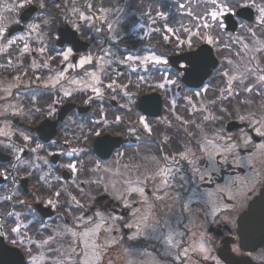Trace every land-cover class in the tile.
I'll return each mask as SVG.
<instances>
[{
    "label": "snow or ice",
    "instance_id": "obj_1",
    "mask_svg": "<svg viewBox=\"0 0 264 264\" xmlns=\"http://www.w3.org/2000/svg\"><path fill=\"white\" fill-rule=\"evenodd\" d=\"M37 7L40 11L36 21L27 23L20 35H12L10 26L0 18V59L6 61L0 68L19 73L7 82L0 80V238L21 249L23 256L14 264H71L74 256L77 264H98L102 260L100 251L119 243L110 234L121 233L122 229L130 230L126 234L130 241L160 242L164 245L160 253L163 258L181 264H195L194 257L214 260L212 238L203 231L197 235L188 229L194 239L179 253L175 251L181 248L176 236L185 233H177L167 218L153 222L154 205L145 185L159 176L162 179L157 192L170 187V181L177 177L183 186L189 183L184 174L189 172L192 182L198 181V185L181 203V219L190 220L197 228L201 213L205 217L210 214L214 222L230 223L232 212L256 187L264 188V0H174L166 11L157 10L154 0H149L141 14L152 25L163 21L152 27L151 33L159 35L164 44L174 45V52L188 50L180 57L185 63L176 62L178 68H173L167 55L158 54L154 46L147 55L133 51L137 46L145 47L143 40L150 35L148 32L121 50L120 45L132 39L121 15L122 7H106L105 0H16L7 11ZM177 16L187 23L177 20ZM13 23L20 25L21 19ZM139 28L142 30L144 25ZM89 32L97 34L98 39L81 54L79 38ZM53 33L58 34L53 38ZM30 41L39 47L34 48ZM56 44L63 47L57 50ZM33 53L39 59L26 63ZM54 61H58L55 69ZM44 69L49 74L42 79L37 73ZM124 69L130 70L128 83H123ZM137 72L144 74L132 81L130 74ZM25 77H29L28 83ZM130 85L159 91L169 115L152 121L137 111L132 120L134 109L140 105ZM185 86L189 90L181 96ZM175 89L180 90L175 95L182 103L169 99L168 93ZM76 93H90L83 103L97 104L99 120L82 123L69 115L56 138H52L56 135L55 123H41L35 131L13 123L22 120L32 124L42 117L57 121V105ZM45 95L50 99L46 107L38 103ZM117 96L125 102L118 105L121 114L110 113L113 118L109 121L105 100L115 101ZM141 104L144 113H151V98ZM125 121L131 124L126 134L134 135L149 152L158 139L160 155L130 165L122 163L126 155L123 151L107 161L105 157L112 148L102 139L92 147V137L102 136L97 130L101 122L121 125ZM159 125L163 126L162 132L156 127ZM174 139L179 146L165 153ZM53 157L68 160L57 164L50 159ZM160 160L168 163L153 173L149 165H158ZM237 168L247 169L246 174H234ZM61 169L71 174V186L79 199L72 195L62 174L54 177L56 184L52 183L53 172ZM228 169L233 174L222 176ZM133 170L139 174L137 179L126 178L125 172ZM217 177L223 183H217ZM28 181H32V203L21 198L23 184ZM201 184L214 185V190L200 192ZM163 198L155 196L156 200ZM197 198L205 201L208 211L193 207ZM109 201L114 203L109 205ZM37 204L51 209L63 207L72 222L65 220L52 228L43 218L46 214L35 207ZM261 207L264 209V200ZM101 237L104 244L100 243ZM122 239L124 234L120 235ZM245 239L242 225L241 247ZM79 243L90 249L91 258L89 251L77 252Z\"/></svg>",
    "mask_w": 264,
    "mask_h": 264
},
{
    "label": "flooded vegetation",
    "instance_id": "obj_2",
    "mask_svg": "<svg viewBox=\"0 0 264 264\" xmlns=\"http://www.w3.org/2000/svg\"><path fill=\"white\" fill-rule=\"evenodd\" d=\"M16 0H0V18H3L4 23L6 25L10 26V31L12 35H20L23 34L24 27L29 22H34L37 19V13L40 11L38 7L36 8V11L33 15L28 17L27 19L24 17L22 18V13L24 10L20 12H9L7 9L11 7ZM51 3V0H49ZM149 0H105V6H109L110 4L117 7L124 8V13L121 15L124 18V22L127 24L129 28V35H131L132 39L127 40L126 43H122L120 45L121 50H123L126 46H130L133 41H137L140 37H144V33L148 32L150 35L148 37H144L143 44L145 45L144 48H134L133 51H140L142 55H147L153 48L155 47L156 52L159 53H165L167 57L170 58L174 57L181 52L173 51L174 45L171 44H164L161 37L156 34L151 33L152 27H158L160 24L163 23V21L157 22V25H152L151 21L148 20L146 17H144L141 13L142 11L148 6ZM155 7L159 11H166L168 10V6L172 5L174 3V0H154ZM128 5H131V7H128ZM171 15V13H170ZM113 17L110 16V19ZM21 19V24L16 25L13 23L14 20ZM178 20V16L176 17ZM135 21V22H134ZM144 25V29L137 31L135 30L136 26L138 25ZM16 25V27H15ZM172 26L178 27V24H173ZM15 27V29L11 30V28ZM61 26H58V29ZM134 29V31H133ZM58 33H53V38ZM103 34H99V36L102 37ZM122 35H125L122 32ZM81 41L87 43V48H80L79 52L82 54L89 50V48L92 46L91 42L93 40L98 39V35L89 32L87 36H80L79 38ZM32 43V46L39 47L37 43L34 41H30ZM51 43L49 44V47L51 48ZM56 49L59 50L63 45L56 44ZM186 51V50H185ZM52 55H55V52H51ZM15 63V57H12ZM32 58H37L38 54L33 53L32 56H29L26 59V63H31ZM6 61L3 59H0V64L5 63ZM58 61H54L52 63L53 69L57 68ZM62 66V65H61ZM163 67V66H161ZM173 68H178L179 64L177 66H173ZM83 71V70H81ZM125 72V78L123 80V83H128L129 78V71L128 69L123 70ZM19 73L13 71V70H5L3 68H0V80H3L7 82L8 80H11L14 75H17ZM38 75H41L42 79L46 78L49 74L47 69L41 70ZM143 72H137V73H131L130 78L132 81H136L137 77L139 75H143ZM31 72H29V77H31ZM158 75V74H157ZM29 77L24 78V82H29ZM115 78V77H114ZM131 88V91L136 95L137 97V104L140 105V107L134 109L132 113V120H135L136 116L135 113L137 111L141 112V114H146L149 116V119L152 121H155L161 117L168 116L169 113L166 110L165 105V98L164 96L155 89H150L144 85H141L139 89L132 88V86H129ZM189 87L185 86L183 92L180 93L182 96L186 92H188ZM176 92H180L179 89H175L172 92L168 93L169 99L176 98L178 100V103H182L180 100V97H177L175 95ZM90 93H76L74 96L68 100H66L64 103L57 105L58 113H57V121H46L42 117L40 121H37L36 123L28 124L22 120H14L13 123L18 125L19 127H31L34 131L37 127L40 126L41 123H55L56 124V135L52 138H56V136H59L60 134V128L61 123L67 119L69 115H73L74 119H77L78 122L82 123H88L92 120H99L100 116L97 114V104L93 103L92 105H86L83 103L85 99H87L88 95ZM52 99L55 98V96L51 97ZM151 98L153 101V108L151 110V113H144L143 112V105L141 104V101ZM28 103V101H25ZM50 102V99L47 95L44 96L43 99L38 100V103L44 107L47 106V103ZM125 101L122 100L119 96H117V99L115 101L111 100L110 98L105 100V111L108 113V120H112V115L110 113L115 112L117 114H121L117 111L118 105L124 103ZM131 124L128 121H125L124 124L121 125H104L103 122L97 127V130L102 133L101 137H92V147L95 146V142L97 140L102 139L105 143H108L111 145L112 151L111 154L106 156L105 159L107 161H111L115 156L117 151H123L126 153L125 157L122 160V163L124 164H133L135 162H143L146 158H150L151 155L159 156L160 153L157 151V144L159 143V140L157 139L156 144L151 145V152L148 151L147 147L143 146L142 142L137 141L134 135L126 134L127 127H130ZM159 131H163V126L159 125L156 126ZM39 135V133H37ZM155 138V137H154ZM177 139H174L170 145V147L165 148V153L168 151H172L174 148L178 147ZM65 147H68L65 145ZM53 161H55L57 164L60 162H66L68 160L67 157H53L50 158ZM168 162H165L163 160L159 161V164H150L149 167L152 169V172L154 173L156 171L157 167H164L165 164ZM123 171V169H122ZM247 169H241L237 168L234 170V174L238 175H244L246 174ZM63 175L64 181L68 182L69 189L72 192V195H76L79 199V195L77 190L74 188V186H71V174L68 173L66 170H59L54 171L53 176L51 178V181L53 184H56L54 177L56 175ZM151 174V173H150ZM185 176L189 178V183L184 184L181 186V182H179V177L176 178V180L170 181V187L163 189L161 192H157L156 190L161 187V177H157L155 180L149 181L145 185V191L148 194L149 201L154 205V215H153V222L157 219L161 220L163 222L164 219H169L175 228L176 232H184V236H176L177 241L181 243V248L176 249L175 251L179 253L183 247H187L188 243L191 239H194V237H191V233L188 231V229H191L192 231H196L197 235H199L200 231L205 232L206 235L211 236L212 238V252L211 256L215 257V259H209L207 261H204L200 257H194L193 260L195 264H217V261H219V264H264V245L255 247L249 243H264L260 240H252V239H245V242L243 244V247L240 246V232L241 227L240 223L242 221V216L247 211L249 204L251 201L259 194L262 187L257 186L255 191L252 192L249 197L243 201V203L238 206L233 212L230 217V223L225 224L223 222H214V218L209 214L207 217L203 215V213L200 214L199 220H198V228L194 226L190 220H182L181 219V203L186 201V199L192 195V192L194 189L197 188L198 181L192 182L191 174L187 171H185ZM233 174L232 169H228L226 172L222 173V176ZM139 174L133 170L131 172H125V177L128 179L135 180L137 179V176ZM83 179V177H81ZM62 181V182H64ZM217 183H223V179L221 177H217ZM87 191V186H84ZM32 189V181H28L23 184V190H22V196L21 198L26 199L28 203H32V200L30 198V190ZM214 190V185L211 184H201L199 185V191L200 192H211ZM156 195H163L164 198L162 200H156ZM179 197V199H177ZM99 200H104V197H98ZM84 202V201H82ZM112 201H109V205H111ZM90 204V202H89ZM37 209L40 210L41 213H45L46 215L43 216L45 222H47L52 228H56L58 225H62L65 220H67L68 223L72 222V217L68 216L64 213L63 207H59L56 209H51L49 207H45L43 205L37 204L35 205ZM193 207H199L201 209H205L206 211L209 210V206L205 203L204 200H201L197 198L194 203ZM116 211L118 213L121 212V209L117 208ZM79 213H74V215H78ZM61 217H64L61 219ZM129 220L131 218L129 217ZM130 230L128 229H122L121 233L113 232L110 234L111 237H114L115 239L119 240L118 244H115L114 246L110 248H104L102 251H100V255L102 256V260L98 262V264H129V261H131V264H181V261L179 260H172L171 258H163L161 257L160 253L164 247L160 242L158 241H145V240H137V241H130L127 239V235L129 234ZM124 234V239L120 240V235ZM30 236H32L34 239H36V236L34 232L29 233ZM47 235V233H45ZM3 242L8 244L9 246L15 247L20 250L21 254L23 255L20 248L17 246H14L10 243L8 239L2 238ZM104 241H102V237L100 240V243L102 244ZM75 246V245H74ZM67 247V245H65ZM234 248H239L238 252L233 251ZM63 250V249H62ZM126 250H138V252L144 253L143 255L132 256V252L126 251ZM41 251H44L41 249ZM83 251H89L90 258L92 256L90 249H86L85 245L83 243H79V246L77 247V252H83ZM45 255H49L47 252H45ZM80 259H83V256L80 257ZM15 261H18L16 258L12 263L14 264ZM43 264H51L50 261L43 262ZM67 264V262H66ZM71 264H77L76 257H73V260L71 261ZM189 264H193V262H189Z\"/></svg>",
    "mask_w": 264,
    "mask_h": 264
},
{
    "label": "water",
    "instance_id": "obj_3",
    "mask_svg": "<svg viewBox=\"0 0 264 264\" xmlns=\"http://www.w3.org/2000/svg\"><path fill=\"white\" fill-rule=\"evenodd\" d=\"M33 11L34 8L26 9L22 13V18L25 17L27 19L28 17L31 16ZM15 27L11 28V30L12 29L14 30ZM79 43L81 45L80 48L84 49L87 47V43H83L80 40ZM194 51H198V47ZM187 54L188 52H185L177 56L171 57L170 62L172 63L173 66H176L178 64L176 63L177 61L185 63V61L180 60V57ZM262 200H264V188L260 190L258 196H256L254 200L250 203L248 210L241 218L242 221L240 223L241 224L240 227H242L243 225V230L245 232L246 239L260 240L264 242V209H262L261 207ZM249 244L255 247H259L264 243H249ZM21 257L22 254L18 249L6 245L3 242L2 238H0V264H10L16 258L19 260Z\"/></svg>",
    "mask_w": 264,
    "mask_h": 264
},
{
    "label": "rangeland",
    "instance_id": "obj_4",
    "mask_svg": "<svg viewBox=\"0 0 264 264\" xmlns=\"http://www.w3.org/2000/svg\"><path fill=\"white\" fill-rule=\"evenodd\" d=\"M144 29V28H143ZM135 30H137V31H140L141 29L139 28V25L138 26H136V28H135ZM102 241H104L102 244H104L105 243V240H104V238L102 237ZM132 256H137V257H139L140 255H138V254H132Z\"/></svg>",
    "mask_w": 264,
    "mask_h": 264
},
{
    "label": "trees",
    "instance_id": "obj_5",
    "mask_svg": "<svg viewBox=\"0 0 264 264\" xmlns=\"http://www.w3.org/2000/svg\"><path fill=\"white\" fill-rule=\"evenodd\" d=\"M178 20L183 22V23H187V20L186 19H182L181 17L178 16ZM186 50V49H185Z\"/></svg>",
    "mask_w": 264,
    "mask_h": 264
}]
</instances>
